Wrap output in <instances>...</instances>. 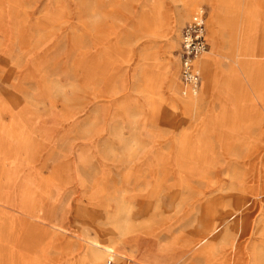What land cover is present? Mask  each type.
<instances>
[{
	"label": "rangeland",
	"instance_id": "rangeland-1",
	"mask_svg": "<svg viewBox=\"0 0 264 264\" xmlns=\"http://www.w3.org/2000/svg\"><path fill=\"white\" fill-rule=\"evenodd\" d=\"M214 1L0 0V192L45 220L38 264H88L114 227L127 264H209L208 211L234 226L212 264H264V0ZM200 7L214 79L182 98L168 66Z\"/></svg>",
	"mask_w": 264,
	"mask_h": 264
},
{
	"label": "bare ground",
	"instance_id": "bare-ground-1",
	"mask_svg": "<svg viewBox=\"0 0 264 264\" xmlns=\"http://www.w3.org/2000/svg\"><path fill=\"white\" fill-rule=\"evenodd\" d=\"M182 2H183V4H182L183 6L181 7V9H177V16L180 18V20L185 18V11L189 8L188 0H182ZM214 5H215L214 10H218L219 5H220V0H215ZM173 14H174V12L172 13V17H174ZM166 16H167V14H166ZM211 25H212L211 27H212L213 32L215 29H218L220 27L221 22L217 16L212 17ZM169 26L170 25H169L168 21L165 22V20L164 21H162V20L158 21L157 20L158 30L162 31L164 34H166L167 37L171 36V34H172V31L169 29L170 28ZM212 63L213 62H212L210 56L205 57L202 60L200 59L198 61V67L205 74V89L206 90L211 87V82L214 79V77L212 75L214 65ZM178 69L176 68L175 64L174 65L171 64L170 66H168V71H169V74L171 77V82H172L173 86H177L175 84L177 82V74L179 73ZM199 72H200V70H199ZM178 79H179V77H178ZM188 96H190V95H188ZM8 138H10V137H8ZM26 167H29V166H26ZM33 184H35V183H33ZM14 188H15V186H14ZM33 188H35V187H33ZM27 192H29V191L27 190ZM25 194H26V191H25ZM27 195H28V193H27ZM27 195H26V197H27ZM6 197H8V196H5V198ZM5 198L2 196V194L0 192V205L3 207V209L0 210V264H3V259H5L8 262L10 261V264H14L15 262H16V264H18V263L19 264H29V263L30 264H38L36 262V260L34 261L33 259H35V257L42 256V254L45 250L43 247L39 246L40 244L34 245L33 243L35 242L34 239L37 238V236L41 232H43L42 230H44L43 229L44 227H43L42 222L45 220H43V217L40 214H38V212H36V211H32L31 213H29V211H28L27 212L28 214H26L23 211L25 209H23L22 212L20 210V213H24L25 215H29L31 217L25 216L24 214H18L16 211H14L15 213H13L12 210L8 211V209L10 208L11 205H9L8 201ZM33 205H35V204H33ZM208 212H207L206 217H207V219L209 218L210 223H208V224L205 223V225L202 226V228L200 230V234H201L199 236L200 238H198V240L195 242V244L192 245V248H193V250L197 251L201 246L204 245L205 247L200 249V251L202 252L205 250V251H207L206 253H209V258H210L209 264H212V258L214 257L213 251L215 249L216 237L225 231L232 230V228L234 226L233 225L231 226L229 224V222H227V219L222 217V215H220L219 213L211 214L212 212H210L208 214ZM53 229H55V228H53ZM21 230H22V232H21ZM49 233H51V232H49ZM24 235H25L26 240L23 237ZM55 235H57V234H55ZM27 239H31V240L28 241ZM106 241H109L111 243V245H108V246L105 245L103 242H106ZM128 241L129 240L126 238V232L120 227H114L112 229H104L103 231L98 232L96 238L91 237L90 239H88L86 241V244H87V263L88 264H101V261L103 260L104 256L107 253L108 254L112 253L113 256L115 255L117 257V260L122 261L125 264H127V262H132V261H130V259H128L129 257L128 258L126 257L125 252L121 253L118 251V246H119L118 244L119 243H125L126 244V243H128ZM111 250H113V251H111ZM22 253L27 255V256L29 255V256L25 257ZM113 256H110V258H112ZM19 258H21V259L24 258L25 260H21L19 262L18 261ZM252 262H253L252 264H256V258L254 256L252 257Z\"/></svg>",
	"mask_w": 264,
	"mask_h": 264
},
{
	"label": "built area",
	"instance_id": "built-area-1",
	"mask_svg": "<svg viewBox=\"0 0 264 264\" xmlns=\"http://www.w3.org/2000/svg\"><path fill=\"white\" fill-rule=\"evenodd\" d=\"M206 22L207 10L205 7H200L181 32L177 58L183 97L196 96L200 89L201 74L198 61L208 53L209 49ZM107 264H113V257L107 260Z\"/></svg>",
	"mask_w": 264,
	"mask_h": 264
},
{
	"label": "crops",
	"instance_id": "crops-1",
	"mask_svg": "<svg viewBox=\"0 0 264 264\" xmlns=\"http://www.w3.org/2000/svg\"><path fill=\"white\" fill-rule=\"evenodd\" d=\"M196 11H197V9H196ZM196 11H195V12H196ZM195 12H194V13H195ZM193 15H194V14H193ZM193 15H192V16H193ZM190 19H191V18H190ZM207 19H208V13H207ZM189 21H190V20H189ZM189 21H188V22H189ZM188 22H187V23H188ZM206 30H207V28H206ZM208 48H209V46H208ZM177 60H178V58H177ZM178 64H179V63H178ZM178 67H179V65H178ZM179 84H180L179 88H180V93H181V91H182V85H181V81H180V72H179ZM189 97H190V96H188V97H186V98H189ZM182 98H185V97H182ZM1 209H3V207L0 205V210H1ZM9 210H12V212H13V209L9 208L8 211H9ZM13 213H15V212H13Z\"/></svg>",
	"mask_w": 264,
	"mask_h": 264
}]
</instances>
